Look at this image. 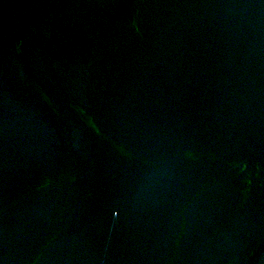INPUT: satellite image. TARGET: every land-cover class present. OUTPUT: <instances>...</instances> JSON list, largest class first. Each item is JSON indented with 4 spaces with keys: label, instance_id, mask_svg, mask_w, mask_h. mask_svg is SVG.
<instances>
[{
    "label": "water",
    "instance_id": "95a60500",
    "mask_svg": "<svg viewBox=\"0 0 264 264\" xmlns=\"http://www.w3.org/2000/svg\"><path fill=\"white\" fill-rule=\"evenodd\" d=\"M0 264H264V0H0Z\"/></svg>",
    "mask_w": 264,
    "mask_h": 264
}]
</instances>
